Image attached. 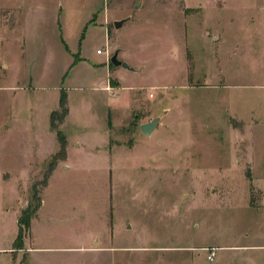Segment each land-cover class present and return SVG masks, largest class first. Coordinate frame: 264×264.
I'll use <instances>...</instances> for the list:
<instances>
[{"label":"rangeland","instance_id":"rangeland-1","mask_svg":"<svg viewBox=\"0 0 264 264\" xmlns=\"http://www.w3.org/2000/svg\"><path fill=\"white\" fill-rule=\"evenodd\" d=\"M238 1L175 16L169 44L143 10L141 23L114 28L138 0H0V180L20 177L33 215L36 190L33 235L65 249L73 233L90 250L35 253L31 264H264V0ZM96 11L108 14V43L88 24ZM115 42L138 72L119 77L120 104L100 88L96 54ZM62 93L66 162L51 173ZM4 181L3 206L15 207Z\"/></svg>","mask_w":264,"mask_h":264},{"label":"crops","instance_id":"crops-1","mask_svg":"<svg viewBox=\"0 0 264 264\" xmlns=\"http://www.w3.org/2000/svg\"><path fill=\"white\" fill-rule=\"evenodd\" d=\"M240 1L242 2V0H240ZM242 4H243V2H242ZM203 5H205V7H207V8H209L210 12L211 11L215 12V11H217V9H223L226 6L230 9L241 7V4L238 0H210V3H208V5L204 4V3H202V5L199 3H196V2L193 3V0H138V2H136L135 4L133 3V6H132L133 9H130V11H128L129 13L127 15H123L122 18H116V19L112 20V23L115 21L123 20V18H127V17L128 18L130 17L131 19L124 22L123 25H125V23H127V22L136 23V24L141 23L145 17L143 18V16H138L137 14H139V12H141L143 10L144 12L151 13L152 15L156 16V18H158L161 21V23L158 24L157 26L161 29V31L164 34L168 35L167 40H168L169 44H171V42L173 41V38H174L175 26H176V24L174 23V17L177 15L184 17L183 12H185L186 10L190 11V14L187 15L188 17L193 16V14L194 15L199 14V12L202 9H204ZM134 10H135V13H133ZM99 11L92 13L91 20L88 22V24H94V25L102 27L104 29V33L106 35L105 36L106 41L108 43L111 40L109 33L107 32V27H106V23H108L109 17H108V14H106V15L104 14L105 17L103 15V13L98 14ZM101 15H102V17H101ZM135 15H137L138 18L140 17V20L138 23L136 22L137 16H135ZM94 16L95 17L97 16V18H98L97 22H93ZM103 17H104V19H103ZM146 18H147V16H146ZM123 25L121 26V29L123 28ZM142 27H143V25H142ZM204 35H205V38L203 39V41L206 39L207 40V41H205L206 44H208V41H210L212 44H215V43H218V41L220 40L219 35H217L216 33H213V32H209L207 29H205ZM120 37H121V35H118L117 41L119 40ZM112 42H113V40H112ZM115 43L116 44H112V46H111L113 49L112 53H110V51L107 49L108 45L106 44V47L104 48L105 50L101 51V53H97L98 50H96V54L99 56H102L103 54L105 55V60L98 63L104 69V76H103L104 81L100 82V84H101L100 88L105 93H107V95L110 98H112L114 101L116 100L120 104L123 96H121L118 93V91L124 90L125 88H129V87H123V85H122L123 82L119 77H121L122 73L125 71L131 72L134 74H138V72H136V70H134L131 67V64H130L131 59H129L130 61H128L127 59L119 60L120 53H125L127 56H128V53H127V50L125 48L121 47L122 45H119V43H117V42H115ZM211 46H213V45H211ZM115 52H118V56H117L118 60L123 62V63L125 62L126 64H128V66L131 69H126V68L123 69L121 67H115L112 64H110L109 58ZM79 59H80L79 60V62H80L84 58L80 57ZM141 64H143V66L145 65L143 60H141ZM111 78L117 80L119 83V86L112 87L110 85V79ZM111 109L113 110V108H111ZM65 118L63 121H65ZM56 139H57V137H56ZM57 143H58V140H57ZM33 148H34V146H33ZM35 148L37 149V145L35 146ZM60 148H61V146L59 144L58 152L60 151ZM58 152H56V153H58ZM65 159H66V149H65L64 160L61 161V163L66 162ZM26 166H27L26 177H28V181H30L31 180L29 177L30 168L28 169V167H29L28 162H27ZM15 172L16 171H14L13 173H15ZM15 177L14 176L8 177V174H6V173H5V175L1 174V180H0V264H18L20 261H21L20 264H23L24 261L27 262V264H31L34 262L33 256L35 253L47 254L50 251H52L54 253H61V251H63V250H65V251L69 250L71 253H75L76 251H79L82 249L88 250L87 246L81 247L79 239H78L79 243H77V240L75 239V236L73 235V233H72V235L69 236V239L73 240V242L69 241L70 243H72V245H70L69 247H66L65 249L59 248L60 246L59 247L58 246L57 247L52 246V244H49L50 239L41 238L39 233L36 235L37 237L35 235H33L34 222L39 224L37 226L38 229L43 228L42 226H40V223L41 222L43 223V221L40 220V219H42L40 217V213L42 211V208H41L42 201L41 200H40V205H39L37 211L34 213V215L30 219L31 220L29 223L30 224V230L28 231V233L25 234V236L23 238L22 248H19V249L15 248V245H14L15 241H16L15 239L18 235V230H19L18 220H19V217L21 216V212L26 209L25 207L28 203V198H26V200H23V199H25V197H24L25 193L23 191L21 179L18 176H15ZM4 180H6V182L12 186L14 193L17 194L18 200H16L17 206H15V207H7L6 208L3 206V202H2L3 200L1 199V196H2L1 192H2V188H3L2 182L5 183ZM12 180H13V182H12ZM46 187H48V183L44 188H46ZM24 202H25V205L23 207V210H21L20 207L23 205ZM55 229H56V227H55ZM94 242H95V239L93 237H91L90 241L88 242L89 244L88 243L87 244L93 245ZM251 248H253V247H251ZM256 248H258V249L262 248L264 250V246H258ZM88 251H90V250H88Z\"/></svg>","mask_w":264,"mask_h":264},{"label":"trees","instance_id":"trees-1","mask_svg":"<svg viewBox=\"0 0 264 264\" xmlns=\"http://www.w3.org/2000/svg\"><path fill=\"white\" fill-rule=\"evenodd\" d=\"M79 57L77 56V58H75L74 62L79 61ZM60 101H59V110L57 112H52L50 115V128L54 131H57V140L58 143L60 144L61 148L60 151L58 153H56L55 155L52 156L51 160V166L49 167V171L51 172L54 167L56 166V164L59 161H63L64 157H65V142H64V137H62V135L59 133L58 129H57V122L61 123L63 122L64 118L67 116V107H66V97L65 95L62 93L60 96ZM46 184V183H45ZM35 195H34V210L38 209L39 205H40V198L36 196V190H34ZM33 215V211L27 207L26 210H24L21 214V216L19 217L18 220V224H19V230H18V235L16 237V241H15V248L19 249L22 248L23 246V235L29 230L30 228V218Z\"/></svg>","mask_w":264,"mask_h":264},{"label":"water","instance_id":"water-1","mask_svg":"<svg viewBox=\"0 0 264 264\" xmlns=\"http://www.w3.org/2000/svg\"><path fill=\"white\" fill-rule=\"evenodd\" d=\"M129 19H131L130 17L128 18H123V20L120 21H115L113 22V26L115 29H119L124 22L128 21ZM118 56V52H115L113 55H111V57L109 58V62L110 64H112L115 67H121V68H126V69H131L128 64H126L125 62H121L118 60L117 58ZM159 121V118L153 119L147 123H143L140 127V131L141 133H143L146 136L151 135V133L154 131L155 129V125L157 124V122Z\"/></svg>","mask_w":264,"mask_h":264},{"label":"built area","instance_id":"built-area-1","mask_svg":"<svg viewBox=\"0 0 264 264\" xmlns=\"http://www.w3.org/2000/svg\"><path fill=\"white\" fill-rule=\"evenodd\" d=\"M97 53H101V51L98 50ZM214 257H215V251H213V249L209 250L207 260L213 261Z\"/></svg>","mask_w":264,"mask_h":264}]
</instances>
